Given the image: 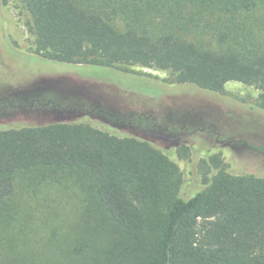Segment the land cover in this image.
I'll list each match as a JSON object with an SVG mask.
<instances>
[{
  "label": "trees",
  "instance_id": "16d2710c",
  "mask_svg": "<svg viewBox=\"0 0 264 264\" xmlns=\"http://www.w3.org/2000/svg\"><path fill=\"white\" fill-rule=\"evenodd\" d=\"M18 1L45 60L155 69L169 73L168 85L215 94L237 82L260 92L264 111V0ZM62 108L55 111L76 107ZM82 113L0 126V208L20 173L75 177L84 191L88 231L60 264H264V177L235 175L213 155L201 164L204 188L186 200L180 168L162 150ZM178 154L190 158L185 145ZM0 256V264H47L31 254Z\"/></svg>",
  "mask_w": 264,
  "mask_h": 264
},
{
  "label": "rangeland",
  "instance_id": "374dc122",
  "mask_svg": "<svg viewBox=\"0 0 264 264\" xmlns=\"http://www.w3.org/2000/svg\"><path fill=\"white\" fill-rule=\"evenodd\" d=\"M27 19L18 0H0V126L82 120V112L102 107L109 115L89 121L162 150L180 168L186 200L204 188L201 164L213 155H221L235 175L264 177V111L256 88L230 82L225 94H215L168 85L169 73L155 69L48 61L34 53ZM66 106L76 108L55 111ZM181 145L189 148L188 160L179 157ZM43 172L17 175L15 196L0 208V254L60 264L88 231L84 191L75 177Z\"/></svg>",
  "mask_w": 264,
  "mask_h": 264
},
{
  "label": "flooded vegetation",
  "instance_id": "af4514ba",
  "mask_svg": "<svg viewBox=\"0 0 264 264\" xmlns=\"http://www.w3.org/2000/svg\"><path fill=\"white\" fill-rule=\"evenodd\" d=\"M57 113V112H56Z\"/></svg>",
  "mask_w": 264,
  "mask_h": 264
}]
</instances>
